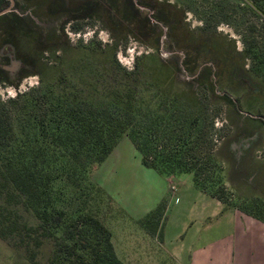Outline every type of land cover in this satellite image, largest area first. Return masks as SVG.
<instances>
[{"label":"rangeland","instance_id":"rangeland-1","mask_svg":"<svg viewBox=\"0 0 264 264\" xmlns=\"http://www.w3.org/2000/svg\"><path fill=\"white\" fill-rule=\"evenodd\" d=\"M219 1L0 0V9H14L0 15V40L6 42L0 47L7 49L0 55L6 66L0 72V100H15L10 105L18 143L33 139L37 131L22 116L23 101L33 97V106L26 110L32 111L38 102L39 114L61 88L71 91L74 84L79 88L87 85L101 50L104 55L115 51L127 69L137 56L174 61L179 82L196 91L206 90L212 83V101L221 106L218 125L224 124V137L215 150L211 170L215 182L209 187L224 186L225 209L264 223V66L252 67L241 41L243 25L264 17V10L257 9L252 0H230L238 6L232 24L205 28ZM245 6L248 8L242 9ZM127 10L132 12L130 18ZM256 35L264 55V29ZM184 62L198 66L197 70L187 73ZM32 89L33 93L25 95ZM223 94L238 99L239 109L225 104ZM139 161L136 149L123 137L93 175L104 199L92 207L110 230L125 264H182L193 244L215 240L209 242L213 244L234 233L235 221L229 212L218 214L214 200L195 186L189 172L170 176L169 188L162 193L166 209L156 221L158 231L147 233L154 225H143L144 216L136 219L129 212L128 195L136 185L143 194L149 189L148 195H158L160 187L156 183L151 191L149 175L137 170ZM221 243L229 246L226 240L218 245ZM133 248L140 255L137 259L131 255ZM48 253L49 245H45L41 261ZM0 264L31 263L22 250L0 237Z\"/></svg>","mask_w":264,"mask_h":264},{"label":"trees","instance_id":"trees-1","mask_svg":"<svg viewBox=\"0 0 264 264\" xmlns=\"http://www.w3.org/2000/svg\"><path fill=\"white\" fill-rule=\"evenodd\" d=\"M252 1L264 10V0ZM237 13L235 1L221 0L205 28L231 25ZM127 14L130 18L132 12ZM260 29L264 17L259 16L247 21L241 33L244 54L255 68L264 66L256 35ZM104 53L100 51L90 83L82 88L74 84L71 91L61 88L39 114L36 101L32 111L26 110L33 106V97L23 101L22 116L37 130L33 139L18 143L10 105L15 100H0V237L22 250L31 264H125L92 207L104 199L93 177L95 169L123 137L144 167L166 177L192 173L195 186L228 208L223 184V189L209 187L215 182V150L224 137V124L218 125L221 106L211 98L212 83L196 91L179 82L174 61L137 56L127 69L115 51ZM183 66L189 74L198 68L189 62ZM220 97L239 109L238 99ZM164 209L161 201L141 219L143 225H154L146 231L150 235L158 231L156 221ZM45 245L49 253L41 261Z\"/></svg>","mask_w":264,"mask_h":264},{"label":"crops","instance_id":"crops-1","mask_svg":"<svg viewBox=\"0 0 264 264\" xmlns=\"http://www.w3.org/2000/svg\"><path fill=\"white\" fill-rule=\"evenodd\" d=\"M138 165H136L138 171L143 172L144 175H149L148 184L151 188V191L153 190V185L157 183V185L160 187V193L158 195H148L149 189H147L143 194L141 188L136 185L135 191L129 193L128 195V206L131 207L129 208V212L133 211L134 217L136 219L142 218L149 211L154 209L159 202L163 201L165 195H162V193L165 191V189L169 188L168 184L171 179L170 177L162 176L156 171L144 167L140 161ZM207 196L211 197L210 195ZM211 198L215 202L214 207L218 211V214L229 212L228 216H231L232 220L234 219V233L232 232L233 234L230 236H222L219 239L220 241L213 242V244H210L209 242L215 240H205L201 241L198 244H193L188 248L187 259L185 260V258H183L181 260V263L264 264V223L243 215L235 210L225 209L221 202H219L214 197ZM177 201L178 200L175 199L174 202ZM219 227L222 228V226ZM224 240L227 241L229 246L227 244L224 245V242L221 243L222 245H218ZM112 243L118 258L125 263V260H123L117 253L116 246L113 240ZM131 255H133V258L135 259L139 258L140 256L136 248H133L131 250Z\"/></svg>","mask_w":264,"mask_h":264},{"label":"flooded vegetation","instance_id":"flooded-vegetation-1","mask_svg":"<svg viewBox=\"0 0 264 264\" xmlns=\"http://www.w3.org/2000/svg\"><path fill=\"white\" fill-rule=\"evenodd\" d=\"M11 10H14V9L12 7L6 6V7L2 8V9H0V12L1 11H4V12H1L0 15L1 14H4V13H7V12H10ZM0 43H5L6 44L5 41H1V40H0ZM5 49H6V46L5 45L2 46V47H0V55H2V52ZM6 51H7V49H6ZM5 68H6V66L2 65V62H1V59H0V72H1L2 69H5Z\"/></svg>","mask_w":264,"mask_h":264},{"label":"built area","instance_id":"built-area-1","mask_svg":"<svg viewBox=\"0 0 264 264\" xmlns=\"http://www.w3.org/2000/svg\"><path fill=\"white\" fill-rule=\"evenodd\" d=\"M172 188L174 189V186H172Z\"/></svg>","mask_w":264,"mask_h":264},{"label":"water","instance_id":"water-1","mask_svg":"<svg viewBox=\"0 0 264 264\" xmlns=\"http://www.w3.org/2000/svg\"><path fill=\"white\" fill-rule=\"evenodd\" d=\"M1 12H4V11H1ZM1 12H0V13H1Z\"/></svg>","mask_w":264,"mask_h":264}]
</instances>
